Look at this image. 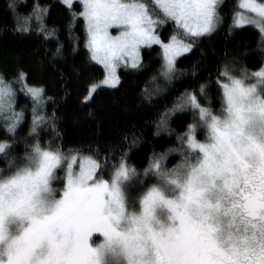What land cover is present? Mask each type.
<instances>
[{
	"label": "snow or ice",
	"instance_id": "snow-or-ice-1",
	"mask_svg": "<svg viewBox=\"0 0 264 264\" xmlns=\"http://www.w3.org/2000/svg\"><path fill=\"white\" fill-rule=\"evenodd\" d=\"M83 4L81 15L86 19V45L91 52L90 58L106 69L105 84L119 82L116 68L121 62L127 65V59L131 58L136 66L142 44L162 46L164 64L161 72L168 78L176 72L175 58L191 47L176 36L167 43L162 42L153 32V25L160 21H154L143 4L121 3L120 0H83ZM156 4L185 30L186 39H195L214 27L217 0H156ZM16 7L15 0H9L8 9L14 14ZM242 7L255 14L251 22L258 23L264 31V3L243 0ZM43 11L38 6L34 9L38 13ZM31 19V16L15 14L18 30L26 31ZM37 20L39 31L50 35L39 15ZM248 22L243 14L236 19L237 24ZM113 24H119L125 30L112 36L109 27ZM59 51L57 48V53ZM224 76L227 77L223 84L229 113L227 120H221L209 108L201 106L195 94H185L184 104L198 111L199 122L208 131L207 142L200 143L189 126L188 146L198 150L195 163L185 159L177 168L162 171L161 164L154 158L151 165L158 175L177 184L181 195L176 200L166 199L153 188L142 202L144 216L139 219L146 221L155 206H165L171 213L170 226L149 229L145 235L139 231L118 232L113 218L119 219L124 212L120 184L134 176L135 170L121 166L111 183L94 180L98 165L91 157L81 159L79 172L75 173L72 171L75 157L65 159L60 153L42 149L37 143L35 151L39 154V166L36 171L0 184V242L9 241L6 249L0 252V264H100L99 251L89 243L93 233L103 234L109 247L114 240L123 243L130 264H138V258L144 254L139 242L143 239L151 241L153 264H264V154L257 152L262 162L259 172H248L244 161L246 153L241 150L247 140L244 128L250 115L264 117V95L257 88V85L264 86V69L255 74L257 83L246 84L230 76L227 67ZM24 77L21 72L17 80L23 83ZM26 87L32 97H41L42 88ZM95 87L93 85L90 92ZM147 91L145 89L146 95ZM11 96V86L0 78V110L11 109ZM18 119L19 114L13 113L9 131L14 130ZM43 119H34L33 131L35 124ZM6 149H9L8 141L0 142V152L6 154ZM62 161L69 170L67 186L48 211L37 214L35 197L42 188L47 189L49 178ZM217 179L222 180L218 187L227 198L239 194L231 199V206L225 211L239 215L251 229V235L241 236L229 249H224L215 239V230L207 223L208 210L221 207L206 199L208 186L217 187ZM13 189L14 196L11 195ZM193 206L200 209L199 213L193 214ZM11 217L22 221L16 236L8 233Z\"/></svg>",
	"mask_w": 264,
	"mask_h": 264
},
{
	"label": "trees",
	"instance_id": "trees-1",
	"mask_svg": "<svg viewBox=\"0 0 264 264\" xmlns=\"http://www.w3.org/2000/svg\"><path fill=\"white\" fill-rule=\"evenodd\" d=\"M140 1L159 17L160 39L168 42L176 36L191 45L189 51L176 59L171 78L162 79L161 46H144L138 66L119 69L118 84L97 86L90 94L91 86L104 78L105 69L90 58L82 4L15 0V14L32 17L27 30L21 32L15 14L8 9L9 0H0V78L11 85L14 111L20 117L13 131L0 124V142L8 141L14 153L38 143L65 159L91 157L98 165L94 180H111L123 165L134 169L135 175L127 180L132 179L133 198L141 187L157 179L151 167L154 158L161 169L178 167V150L184 147L179 137L199 116L190 106L174 112V105L186 93H193L201 106L219 111L225 68L258 71L264 63V43L261 47L260 31L253 25L232 27L239 0H220L221 23L195 39H186L185 30L166 18L153 0ZM37 6L45 11L34 12ZM37 15L50 35L39 31ZM21 72L24 84L43 89L39 103L17 80ZM36 117L44 119L33 131ZM197 138L202 139L199 133ZM65 174L62 161L55 171L56 185H64Z\"/></svg>",
	"mask_w": 264,
	"mask_h": 264
},
{
	"label": "clouds",
	"instance_id": "clouds-1",
	"mask_svg": "<svg viewBox=\"0 0 264 264\" xmlns=\"http://www.w3.org/2000/svg\"><path fill=\"white\" fill-rule=\"evenodd\" d=\"M257 88L264 95V86L257 85ZM213 115H216L221 120L229 118L226 108L219 114L213 113ZM244 132L247 140L241 150L246 155H254L257 152L264 154V117L259 114H251L245 125ZM36 144L33 143L23 153H14L10 148L6 149V154L5 152H0V161L3 162L0 164V184H7L13 178L25 177L29 171H36L39 166V154L35 151ZM195 159L192 161L193 163H195ZM162 171L168 170L162 169ZM129 183V181H122L120 184L124 212L119 219L113 218V225L116 230L125 234L139 231L141 235H145L149 229L160 230L161 228H166L167 223L171 220L169 209L165 206H155L151 217L144 221L139 219L144 216L142 202L153 188L158 189L166 199H179V195L176 194L179 186L171 183L165 176L158 175L153 183L141 187L133 198L130 195ZM55 185L56 179L52 175L49 178L47 189L44 190L42 188L38 196L35 197L37 201L36 208L38 209L37 214H44L48 211L52 202L58 198L59 192ZM174 189L175 191H173ZM15 194V189H13L11 195L14 196ZM21 224L22 221L19 218L11 217L8 222L9 236H16L21 230ZM98 234H100L98 239L93 240L91 245L100 253V264H130L123 243L114 240L109 247L103 234ZM139 242L144 248V254L138 258V264H153L154 257L151 241L143 239ZM8 243V240L0 242V252L6 249ZM101 253H103V258H101Z\"/></svg>",
	"mask_w": 264,
	"mask_h": 264
},
{
	"label": "rangeland",
	"instance_id": "rangeland-1",
	"mask_svg": "<svg viewBox=\"0 0 264 264\" xmlns=\"http://www.w3.org/2000/svg\"><path fill=\"white\" fill-rule=\"evenodd\" d=\"M61 1L64 4L68 5V6H70L74 2L78 1V2H80L82 4V12L84 11L83 0H68L67 3L65 2V0H61ZM120 2L121 3H138V4L145 5V3L142 2V1H140V0H120ZM153 2L158 7V9L160 11H162L163 15L166 18H169V19L174 20L173 18L167 17L166 14H164L163 10L159 7V5L156 4V0H153ZM219 2H220V0H217L216 17H215V22H214L213 29L216 28L221 23V16H220V13H219V6H218ZM242 3H243V0H239L238 5H237V10H236V13H235V17H234V21H233V24H232V27L237 28V27L244 26V25H253L254 27H256L260 31V34H261V41L260 42H262V43H260V45H261V47H263V43H264V31L261 30V26L258 23L251 22V18L255 14L254 13H251L248 9L243 8L242 7ZM255 3H257V4L264 3V0L263 1L255 0ZM146 8H147V11H148V15L154 21H160L159 17H157L153 12H151L148 6H146ZM240 14H243L246 18H248L249 22L248 23H245V24H237L236 23V19L238 18V16ZM84 20H85V26H86V19L84 18ZM159 23H156V24L153 25V32L158 37H159V33H158ZM124 30H125L124 27L121 26V25H119V24H113V25H111L109 27V33L112 36H116V35H118L120 32H122ZM206 33H208V32H206ZM200 34H204V33H200ZM164 43H167V42H164ZM153 44H156V43H152V44H142V45L139 46V49H138L139 59L136 62V66H138L139 63H140V61H141V50H142V48L144 46H150V45H153ZM186 44H188V43H186ZM158 45H160V44H158ZM161 48H162V46H161ZM162 54H163V49H162ZM182 54H184V52H181L175 58V62H176V59L179 56H181ZM96 62L100 63L99 61H96ZM175 62H174V67H175ZM163 64H164V57H163ZM101 65L104 67L103 64H101ZM136 66H133V61H132L131 58H128L127 59V65H125L124 62H121L120 64H118V66L116 68V75H117V77L119 78L118 71H119L120 68H134ZM227 68L229 69V75L230 76L239 78V79L243 80L246 84L247 83H257V78H256L255 74L257 72H259L261 69H264V63H263V67L261 69H259L258 71H255V72H251V73H247V70H243V69H239V68H232L231 65L227 66ZM235 69H237V70H235ZM223 75H224V73H223ZM105 76H106V69H105ZM105 76H104V78L102 80H100V81H98L97 83L94 84V85H96L95 89L97 88V86H101V85L114 86V85L118 84V83H116V84H105V83H103V81L105 80ZM160 77H162V79L165 78V76L162 74V72H160ZM224 78H225V80L221 83V89H222V93H223V101H222V106H221L222 108L219 111H217V112H213L214 114H219L221 111H223L226 108V102H225V97H224V92H223V84L225 82H227V77L224 76ZM23 85H24L25 89L27 90V87H26L27 85L24 84V82H23ZM154 85H156V83H154ZM11 89H12V87H11ZM92 92L93 91H91L90 94H92ZM41 97H42V94H41ZM41 97L40 98H35L34 97V98L39 103L41 101ZM5 99H8V98L5 97ZM184 99H185V97L182 98L178 103H176L174 105V108L172 109L174 112L176 110H182L185 107H187V105L184 104ZM14 110H15L14 109V94H13V89H12L11 109L5 108L4 110H0V124L1 125H6L7 126V125H9L11 123L12 118H13V113H16ZM19 120H20V117L16 121V124L19 122ZM191 127L194 129L193 132H192V135L195 137V139H196L197 142H200V143L207 142V139H208V131H207V129L205 127H203L202 124H200L199 121L197 123H194L193 125H191ZM198 133L201 135V138L202 139H198L197 138V134ZM188 134H189V129H188V132L185 133L184 135H182L181 138L179 137V140L181 142H182V140L184 141V147H181V149L178 150V156H179L180 162H179V164L177 166H180L185 161V159H188L189 161L192 162L194 160V158H196V156L198 155V150L197 149H192V148H190L188 146V140H187ZM46 150L52 151V150H49V149H46ZM52 152H55V151H52ZM72 157H75L76 158L75 162H73L72 171L75 172V173H78L79 172V162H80V160L83 159L84 157H88V156H77V155H74ZM244 160L251 161V162H258L260 160V158H259L258 154H254V155H246L244 157ZM123 167L126 168V169H129L128 167H126L124 165H123ZM97 168H96V171H97ZM56 169L54 170V173H53L54 178H55V171H56ZM166 169L168 170L169 168H166ZM68 171L69 170H68L67 165H66V174H65V178H64L65 179L64 185H62V187H60L59 185H55L56 188L58 189L59 196L62 195L63 189L67 186ZM95 174H96V172H95ZM95 174H94V176H95ZM115 175L111 178V180H108V179H103V180H107V181H109L111 183L112 180H113V178L115 177ZM94 176H93V178H94ZM133 179H134V177H133ZM182 179H183V177H181V180ZM131 181H132V179L129 180L130 183H131ZM221 184H222V180L221 179H217L216 180L217 187H211L210 185L208 186V191L206 193V199L208 200L209 203H211L213 205H221V207H219V208L213 207L212 209L208 210V216H209V218L207 220V223L209 225H211L212 228L215 230L214 231V236H215V239L217 241L219 240V241H221L223 243H228V245L231 246L232 243L236 242V235L235 234H240L241 235L242 233H244V228H243V226L236 225V223L231 222V214L232 213L225 211V209L230 208V206H231V199H235L239 194L236 193V194L233 195V197L227 198L225 196V194L222 193L220 191L219 187H218ZM173 191H175V189ZM176 194L179 195V197H180V195H181V189L180 188L178 189V192ZM59 196H58V198H59ZM199 211H200L199 208H197L196 206H193V208H192L193 214H197V213H199ZM171 223H172V219L169 220V222L167 223L166 227L170 226ZM99 235L100 234H98V233H93L92 236L90 237L89 243L91 244V242L93 240L98 239ZM101 258H103V253H101Z\"/></svg>",
	"mask_w": 264,
	"mask_h": 264
},
{
	"label": "flooded vegetation",
	"instance_id": "flooded-vegetation-1",
	"mask_svg": "<svg viewBox=\"0 0 264 264\" xmlns=\"http://www.w3.org/2000/svg\"><path fill=\"white\" fill-rule=\"evenodd\" d=\"M245 163L248 165V172H259L261 166H262V162L261 160H259L258 162H251V161H247L244 160ZM238 219V220H237ZM231 222L236 223V225H240L243 226L244 228V233L240 234H235L236 235V242H239V238L243 235H251V229L249 228V226L245 223L242 222L239 215H234L233 213L231 214ZM218 242L221 244V246L224 249H229L230 245H228V243H223L221 241L218 240Z\"/></svg>",
	"mask_w": 264,
	"mask_h": 264
}]
</instances>
